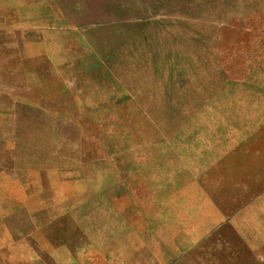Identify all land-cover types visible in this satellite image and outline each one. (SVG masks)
Segmentation results:
<instances>
[{
  "label": "rangeland",
  "instance_id": "obj_1",
  "mask_svg": "<svg viewBox=\"0 0 264 264\" xmlns=\"http://www.w3.org/2000/svg\"><path fill=\"white\" fill-rule=\"evenodd\" d=\"M0 22L47 83L0 161V264H264V0H0Z\"/></svg>",
  "mask_w": 264,
  "mask_h": 264
},
{
  "label": "crops",
  "instance_id": "obj_2",
  "mask_svg": "<svg viewBox=\"0 0 264 264\" xmlns=\"http://www.w3.org/2000/svg\"><path fill=\"white\" fill-rule=\"evenodd\" d=\"M22 42L17 31L0 22V161L18 160L17 151L25 149L22 130L19 132L23 110H41L39 104L46 98L35 97V91L47 83L37 62L32 67L25 65ZM0 175H8L1 162Z\"/></svg>",
  "mask_w": 264,
  "mask_h": 264
}]
</instances>
